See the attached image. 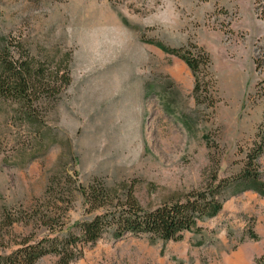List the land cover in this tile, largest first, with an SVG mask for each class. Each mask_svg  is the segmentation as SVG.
<instances>
[{
  "label": "rangeland",
  "instance_id": "374dc122",
  "mask_svg": "<svg viewBox=\"0 0 264 264\" xmlns=\"http://www.w3.org/2000/svg\"><path fill=\"white\" fill-rule=\"evenodd\" d=\"M4 59L60 88L0 100V257L70 241L34 264H264V196L237 186L256 153L264 181V0H0ZM210 193L177 239L79 240L127 198L151 214Z\"/></svg>",
  "mask_w": 264,
  "mask_h": 264
},
{
  "label": "trees",
  "instance_id": "16d2710c",
  "mask_svg": "<svg viewBox=\"0 0 264 264\" xmlns=\"http://www.w3.org/2000/svg\"><path fill=\"white\" fill-rule=\"evenodd\" d=\"M187 61L194 70L197 69L198 65L195 60L189 58ZM59 80L62 81L61 77ZM63 80L62 84L68 85V79ZM57 81V73H47L41 64L34 66L32 61H27V59L23 62L4 59L0 63V100L15 102L23 109L29 110L40 95L54 94L59 91L60 85L56 84ZM257 155L258 153L252 154L248 158L245 171L237 179V186L242 190L250 189L264 196V181L260 179L253 163ZM105 191L107 190L103 187L90 188L88 196L91 202L96 203L93 204L95 208H100L105 204L107 193ZM213 196L214 194L210 193L211 199L209 200L204 195H199L196 200L189 201L185 205L161 207L151 214L140 212L135 201L127 198L117 218L116 216L95 218L83 224L80 228L82 234L79 240L85 243L93 242L112 225H115L118 237L123 233L135 235L150 233L163 240H174L177 239L178 233L191 230L195 216L203 218L216 214L220 206ZM73 239L76 240V238ZM68 242L65 244L66 249L59 248L54 242L50 243V247L41 244L22 247L9 257H0V264H34L38 258L44 256L47 249L56 253L62 251L63 256L72 258V253L69 251L71 243Z\"/></svg>",
  "mask_w": 264,
  "mask_h": 264
}]
</instances>
